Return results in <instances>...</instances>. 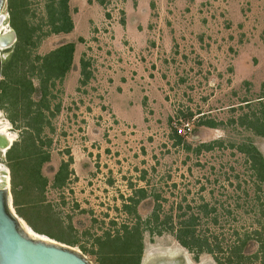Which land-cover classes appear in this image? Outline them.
I'll return each mask as SVG.
<instances>
[{"label": "rangeland", "instance_id": "rangeland-1", "mask_svg": "<svg viewBox=\"0 0 264 264\" xmlns=\"http://www.w3.org/2000/svg\"><path fill=\"white\" fill-rule=\"evenodd\" d=\"M45 3L28 0L32 23L46 30ZM105 3L70 0L73 30L46 36L38 30L42 39L28 48L35 59L76 44L71 69L52 88L47 112L46 207L38 217L33 207L24 209L40 227L76 241L72 246L98 264L97 237L132 222L123 205L145 188L148 196L138 205L142 218L158 202L175 221L183 211L200 214L199 230L224 247L220 257L228 262L229 247L237 244L241 264H259L264 136L250 121L264 119V0ZM5 13L10 22L8 2ZM15 44L4 51V63ZM32 99L38 101L39 93ZM10 100L0 107V129L8 126L14 145L25 128L22 111ZM184 121L193 129L178 141L176 126ZM7 152L0 150V186L11 182ZM63 161H70V177L58 188L54 179ZM23 198L37 201L39 195ZM203 205L214 210L205 213ZM144 242L141 264H218L206 252L197 261L171 232L148 230Z\"/></svg>", "mask_w": 264, "mask_h": 264}, {"label": "trees", "instance_id": "trees-1", "mask_svg": "<svg viewBox=\"0 0 264 264\" xmlns=\"http://www.w3.org/2000/svg\"><path fill=\"white\" fill-rule=\"evenodd\" d=\"M98 1L103 5L106 4L105 0ZM69 2L70 0H46L45 30L32 23L28 0H8L10 24L18 33V41L14 52L4 63L3 79L0 82V107L4 108L6 101L11 97V106L18 112L22 111L21 118L24 121L25 133L7 152L17 214L35 232L74 245L76 241L73 239L40 227L32 215L24 209L26 204L33 207L34 215L38 217L43 212L41 207H46L44 193L49 179L43 173V165L51 158L49 150L44 147V141L49 138L46 136V128L50 124L47 120V112L51 111L52 88L58 80L62 81L71 69L76 44L64 43L45 55H38L35 59H30L31 53L28 48L35 46L42 39L38 30H43L44 36L52 33H69L73 30L74 21ZM84 73L86 74V69ZM34 76L38 78V86L34 83ZM35 92L39 93L38 101L32 99V94ZM11 120L16 123L15 117L11 116ZM207 124L210 127L217 126L215 121H209ZM250 125L257 134L264 136V119L255 116L253 121H250ZM174 138L181 141L177 132ZM258 157L259 154L253 155L254 166ZM69 177L70 161H63L55 175L54 186L64 187ZM32 193L39 195V200L30 201L23 198L24 195L31 196ZM135 193L136 196H131L123 205L124 210L132 217V222L122 224L115 233L104 232L97 237L98 248L93 252L97 256L98 264H141L145 249V232L148 230L156 235L164 232L174 233L181 245L195 253L197 261L200 255L206 252L215 255L218 264H241L242 247L237 248V244L229 247L232 256L227 257L228 262L225 261V257L219 256L223 254L224 247L221 241L215 239L211 241L199 230L200 214L188 215L183 211L175 221L173 215H163L162 205L158 202L150 217L144 219L138 212V205L147 198V190L140 188ZM48 206L51 208V205ZM202 209L205 213L214 210H209L207 205H203ZM259 242L260 248L255 259L259 264H264V240L260 239Z\"/></svg>", "mask_w": 264, "mask_h": 264}, {"label": "water", "instance_id": "water-1", "mask_svg": "<svg viewBox=\"0 0 264 264\" xmlns=\"http://www.w3.org/2000/svg\"><path fill=\"white\" fill-rule=\"evenodd\" d=\"M8 0H0V82L3 76L5 50L18 41L15 29L5 13ZM13 145L8 135L0 131V150ZM27 222L14 209L11 182L0 186V264H95L80 249L44 234L34 235Z\"/></svg>", "mask_w": 264, "mask_h": 264}, {"label": "built area", "instance_id": "built-area-1", "mask_svg": "<svg viewBox=\"0 0 264 264\" xmlns=\"http://www.w3.org/2000/svg\"><path fill=\"white\" fill-rule=\"evenodd\" d=\"M193 126L189 121H184L181 125L176 126L177 134L180 136H186L192 132Z\"/></svg>", "mask_w": 264, "mask_h": 264}, {"label": "bare ground", "instance_id": "bare-ground-1", "mask_svg": "<svg viewBox=\"0 0 264 264\" xmlns=\"http://www.w3.org/2000/svg\"><path fill=\"white\" fill-rule=\"evenodd\" d=\"M8 129H9V128H8V126H7V127H4V128H2V129H0V131L6 133V134L8 135V137H9L10 141H11V142H14V140H15V134L12 133V132H9ZM0 182H1V179H0ZM8 182H9V179H8ZM29 231H30L32 234H34V235H38V234H39V233L35 232L33 229H30V228H29Z\"/></svg>", "mask_w": 264, "mask_h": 264}, {"label": "crops", "instance_id": "crops-1", "mask_svg": "<svg viewBox=\"0 0 264 264\" xmlns=\"http://www.w3.org/2000/svg\"><path fill=\"white\" fill-rule=\"evenodd\" d=\"M204 263V261H202Z\"/></svg>", "mask_w": 264, "mask_h": 264}]
</instances>
